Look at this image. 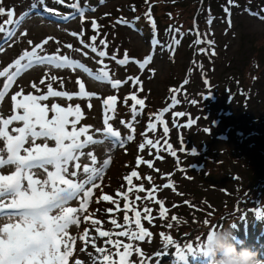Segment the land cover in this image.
I'll use <instances>...</instances> for the list:
<instances>
[{
    "label": "rangeland",
    "instance_id": "374dc122",
    "mask_svg": "<svg viewBox=\"0 0 264 264\" xmlns=\"http://www.w3.org/2000/svg\"><path fill=\"white\" fill-rule=\"evenodd\" d=\"M199 1L79 0L81 7L85 10V17L82 20L76 14V10L68 6L75 0H65L63 5L57 3V0H45V5H38L36 8L32 5L38 3V0H0V7L6 10L14 9L12 17H9L7 13L0 15V25L6 29L11 28L15 33L10 40H5L0 45L2 49L0 50V71L13 64L25 50L31 51L35 45L52 37L53 39L44 45L42 52L37 49L40 55H67L71 59L81 61L93 72L102 68L98 61L103 59L112 80L118 79L123 82L129 76L139 78L135 86L131 80H128L127 83H122L117 89H113L110 83L98 82L80 69L72 71L68 68L57 69L50 65H35L17 77L4 99L0 101V114L5 118L13 114L14 102L11 97L21 89L24 95L45 94L47 84L50 82L45 75L48 73L49 77L58 78L52 82L54 90L76 93L79 91L76 82L79 78L85 84L86 91L96 94L90 98L73 96L71 100L66 97H49L47 101L41 102L48 104L50 109L54 103L65 108L70 104L73 107L79 104L83 118L77 124V128L92 126L89 134H93L94 138L104 139L101 133L95 130L105 127L103 102L108 96H117L115 111H109L108 115L112 117L109 123L122 138L132 134L126 126L128 123H133L132 113L127 111V106L132 107L134 101L129 98L125 103L126 96L135 94L138 99L145 101L143 112L136 116L135 121L141 119V115H150L153 118L152 122H156L155 116L171 105L165 100L166 97L164 98L165 90L168 88L167 82L181 79L179 82L181 88L182 82L190 81L187 78L189 76L191 81L196 82L199 89L215 85L230 71L233 72L236 69L232 57L237 45H240V59H243L248 52L252 51L253 41L263 30L259 14L254 8L264 4V0L250 2L257 3V6L254 4L245 6L242 0H232L231 3L229 0H203V4L197 9ZM45 6L53 8L61 15H52L44 11ZM149 8H151V17L155 21V26L145 15ZM69 14H71L69 19L63 18ZM121 18L128 23H119ZM9 19L20 22L6 25L4 22ZM92 20L98 23V32L92 29ZM81 31L84 33L82 37L71 35L73 32ZM93 35H97L98 50H105L100 41L106 40L108 56L100 58L97 53H93L89 47L85 46L91 43L90 38ZM4 37V33L0 32V40ZM81 39L84 44H81ZM154 39L158 43H154ZM174 39L179 41L178 45L173 44ZM197 39L203 40L204 43H196ZM209 40L214 43L208 44ZM29 41H32V44H29ZM261 41L262 39L258 40V42ZM69 44L72 48L67 47ZM169 45L172 47L170 48ZM200 49L208 51L201 52ZM213 49L215 55H212ZM85 52L88 53L86 56ZM125 52L129 57L126 65H119L111 59L113 55L117 57V60L123 59ZM148 56H152L151 61L141 69L135 61L143 62ZM14 70L13 68L12 71ZM41 79H45L44 84H40ZM5 80L6 77H0V90ZM33 82L37 85L35 89L32 87ZM176 85L178 86V82ZM186 86V84L182 85L181 91H185ZM257 86L263 91L264 79H261ZM186 94L190 96L191 92ZM89 103L91 108L88 107ZM180 108L185 107H179L177 110L175 107L169 108L163 116L169 127L167 140L176 151L179 163L164 145L163 124L158 122L156 129L162 136L159 134L158 137L153 138V135L150 137L153 143L160 141L159 153L156 148L148 145L141 151L139 148L141 143L137 147L134 140L127 141L121 146L113 144L110 139L104 140L102 144L90 145L83 150L85 153L94 152L98 160L97 166L101 165L105 159L111 158L102 180L96 182L99 187L93 189L88 207V212L94 214L93 219L102 222L95 227H101L102 230L113 233L111 239L121 242L120 252L124 251L123 244L133 245L132 255L127 258V264H141V262L143 264H207L202 255L195 253L188 254L184 260L179 259L175 255L176 245L184 248L191 244L195 247L205 227L226 226L228 217L234 216L233 222L238 223L236 236L238 241L243 242L238 243L237 246L250 247L259 253L261 259H264V237L261 238L262 234L252 233L256 228H262V232L264 231V221H256L252 217L258 207L264 206V144H262L264 137H260L262 124L259 123L258 118L254 119L253 100L246 107L238 110L235 115L237 129L230 128L227 135L220 134L219 130L225 129L226 123L223 120L227 121L232 117L224 113L223 119L208 120V127L196 128L192 125L187 126L189 120L181 121L179 117L174 123V112L181 111L187 114L186 110H180ZM139 109L140 106L137 105V112H140ZM48 115L51 118L53 112L49 111ZM69 119L72 120L75 117H69ZM202 119L205 117L203 116ZM176 125L185 126L177 127ZM19 126H22V122H13L9 126V131ZM208 128L209 130L205 131ZM69 130H71L70 125ZM181 136L183 143H181ZM146 139L147 137L144 141ZM52 143L49 141L50 145ZM3 146V142L0 141V148ZM157 155L163 159L157 160ZM138 157L143 161H154L152 168L143 162L137 166ZM81 163H89L87 155L82 157ZM247 167L250 170H247ZM4 171L7 172L8 169ZM132 171L138 172L139 178H132V184L136 187L132 192H128L130 185L125 177ZM148 177H151V181ZM259 177L263 185L260 184L261 187L258 188L254 183H257ZM170 181L175 185L174 190L163 187ZM140 185H143V191L139 190ZM153 186L156 190L152 193V198H147ZM118 191L127 192V198L123 195L118 196ZM103 195L111 196L114 201H117L119 209L113 201L101 199L97 203V199ZM137 196L140 197L139 200ZM156 200H163L165 207L169 209L163 218L159 217L160 206ZM185 201L190 203L185 204ZM126 203L130 205V208L134 207L141 212L142 226L152 233L144 241L130 238L132 232H138V228L135 224L134 211L125 209ZM174 205L178 207H173ZM73 206H77L76 202H73ZM145 207L152 209L155 219L151 222L145 219ZM108 209L113 211L109 213ZM125 214L129 217L128 224L124 221ZM173 215L177 217V220L171 219ZM241 218L245 219L239 221ZM113 219L119 227L110 223ZM72 228L73 234H77V229L74 226ZM85 228L89 229L90 235H97L91 221L85 223L81 217L79 231L82 233ZM121 231H128L129 236L116 235ZM162 232L164 237L160 235ZM168 236L172 237L173 243H167L165 237ZM107 239L109 238L98 239L96 245L105 247L104 241ZM82 247L83 244L78 238L69 264H74L75 259L89 264L88 255L80 251ZM136 248H140L144 256H140L135 251ZM87 252L96 254L91 245ZM116 252L117 249L112 244L106 246V255ZM158 252L165 254L157 256ZM112 259L118 262L119 256L112 255Z\"/></svg>",
    "mask_w": 264,
    "mask_h": 264
},
{
    "label": "snow or ice",
    "instance_id": "6c2138e0",
    "mask_svg": "<svg viewBox=\"0 0 264 264\" xmlns=\"http://www.w3.org/2000/svg\"><path fill=\"white\" fill-rule=\"evenodd\" d=\"M232 0H229L231 3ZM57 3L63 5L65 0H57ZM38 5H45V0H38V3H33L32 7L36 8ZM76 10V14L83 20L85 17V10L81 7L79 0H75L74 3L68 5ZM44 11L52 15H61L53 8L45 6ZM94 10V9H93ZM135 9L133 8V11ZM227 11V9H226ZM7 13L9 17L14 15V9L6 10L0 7V15ZM27 15V14H25ZM155 26V21L151 17V8L145 14ZM71 14L65 15L64 19H69ZM13 19H9L4 23L6 25H14L19 23ZM119 23H128L121 18ZM230 23V21H229ZM92 29L99 30V25L95 20L91 22ZM178 31V30H177ZM0 32H3L6 40H10L15 33L11 28H5L0 25ZM27 35V33H23ZM83 31L80 33L73 32L71 35L74 37H82ZM53 39L49 37L45 39L41 44L35 45L31 51L25 50L23 54L14 61L13 64L0 71V77H6L2 90H0V101H2L8 92V90L15 83L18 76L24 71L32 68L35 65H50L57 69L68 68L72 71L77 69L82 70L91 78L96 81L108 82L113 89H117L122 83H127L128 80L132 81L133 86L139 82L138 77L129 76L127 80H112L109 72L106 70L107 65L104 64L103 59H100L98 63L102 65V68L93 72L92 69L87 67L79 60L71 59L67 55L59 54H45L40 55L37 51L44 50L49 40ZM97 35H93L90 38L91 43L85 45L89 47L93 53H97L100 58L108 56L106 51L108 45L106 40H101L100 43L105 50H98L96 47ZM81 44H84L81 39ZM32 44V41L28 42ZM154 43H158L154 39ZM196 43H204L203 40L197 39ZM208 44L214 42L209 40ZM173 44L178 45V40H173ZM68 48H72V45H67ZM171 48L172 45H169ZM2 50V49H0ZM201 52H207V49H200ZM88 53L85 52L86 56ZM212 55H215L213 49ZM112 60L116 61L119 65H126L129 62L127 52L124 53V58L117 60V57L113 55ZM152 59V56H148L143 62L135 61L141 69H143ZM15 69L12 71V69ZM46 78H49L50 82L47 84V92L45 94L33 95L23 94V90L14 94L11 99L14 102L13 114L5 118L0 114V141L3 142V147L0 148V264H69V259L73 257L75 244L77 239L81 241L83 247L81 252H85L89 257V264H127V258L132 255V244H123V252H120L121 242L119 240L113 241L111 236L113 233L110 231L102 230L101 227H95L102 222L93 219V213L88 212V207L92 199L93 189L98 188V180H102V177L110 165L111 158L105 159L99 166L98 160L94 152L85 153L83 150L90 145H97L104 143V140L110 139L113 144H119L123 146L127 141L134 139L135 128L132 123H128L126 126L131 130L132 134L122 138L121 134L114 130L113 126L109 123L112 118L108 115L109 111H115V104L117 102V96H108L104 100V119L103 123L105 127L103 129H96L95 131L101 133L104 139L94 138L93 134H89V130L92 126H82L79 129L77 124L83 118V113L80 105L77 104L73 107L71 104L65 108L59 104H52L51 109L48 104L41 103L47 101L49 97H66L71 100L73 96L81 98L92 97L96 95L86 91L85 84L79 78L77 84L79 91L76 93H68L67 91H57L53 89L52 82H55L58 78L56 76H50L46 73ZM45 79H41L40 84H44ZM188 81L185 80L184 84ZM32 87H37L36 83H32ZM60 87H63V81H60ZM141 91L142 84H141ZM171 92L176 93L179 89H170ZM22 97L21 99H17ZM131 98L134 103L132 105L133 122L137 115L143 112L145 101L138 99L135 94L130 97L126 96L124 102L127 103ZM180 101L174 95L169 107L162 109L159 114L155 116L156 122H150L147 125L148 130L155 131L157 122L163 124L164 133V145L173 157H176L177 163H179V157L176 151L173 150V146L168 142L167 137L169 134V127L167 121L163 119L164 113L169 111V108H174ZM193 104L197 103L192 101ZM140 106V112H137L136 106ZM91 108V104H88ZM49 111L53 112L51 118H49ZM185 116L184 112H174L173 121L177 117ZM69 117H75L70 120ZM13 122H22V126L13 127L9 131V126ZM194 121L189 120L187 126H191ZM124 123V121H121ZM69 125L71 130H69ZM177 127H184L185 125H176ZM208 131V129H205ZM147 135V133H145ZM83 137V139H82ZM181 143H183V137H180ZM42 141V142H38ZM52 141V145L49 144ZM151 146L156 148L157 153L160 151V141L153 143L152 139H146L139 145L141 151L145 149V146ZM194 151V150H193ZM87 155L89 163H81L82 157ZM157 160L163 159V157L157 155ZM146 163L149 168H152L154 161H143L142 158H137V166L141 163ZM8 169L7 172L4 170ZM159 171V169H157ZM171 175L170 173L168 174ZM139 178V173L132 171L130 175L126 176L130 187L128 192H132L136 187L132 184V178ZM151 181V177H148ZM165 189H175V185L170 181L163 185ZM140 191H143V185L139 187ZM156 190L153 186L149 191L147 198H152V193ZM117 195H123L127 198V192ZM113 201L116 204V208L119 209V203L114 201L111 196L103 195L97 199V203L100 200ZM140 197L137 196V200ZM73 202H76L77 206H73ZM156 203L160 206L159 217L163 218L168 213L169 209L165 207L163 200H156ZM190 202L185 201V204ZM173 207H178L174 205ZM125 209L134 211L135 224L138 228V232H132L130 238L144 241L146 237L152 235L148 229L144 228L141 224V212L134 207L130 208L129 204H125ZM109 213L113 210L108 209ZM88 213L87 215H84ZM145 219L151 222L155 219L152 215V209L144 208ZM81 217L85 223L89 220L93 225L94 231L97 235H90L89 229L85 228L81 233L79 231L81 225ZM172 220H177V217L173 215ZM125 224L129 223V217L127 214L124 216ZM111 224L117 225L116 220H111ZM75 227L77 234L70 233V228ZM172 227V225H168ZM118 236H129L128 231H121L116 233ZM164 237V233L160 234ZM109 238L104 241L105 247H98L96 241L100 238ZM168 244L173 243L171 236L165 237ZM112 244L117 252L112 255H118L119 261H114L112 255H106V246ZM91 245L95 250V255L91 252H87V249ZM167 247V245H166ZM135 251L144 256V252L140 248H136ZM194 247L189 244L184 248L176 245L175 255L181 259H186L188 254L194 253ZM165 253H156L157 256L164 255ZM74 264H84V261L75 259ZM143 264V262H141Z\"/></svg>",
    "mask_w": 264,
    "mask_h": 264
},
{
    "label": "trees",
    "instance_id": "16d2710c",
    "mask_svg": "<svg viewBox=\"0 0 264 264\" xmlns=\"http://www.w3.org/2000/svg\"><path fill=\"white\" fill-rule=\"evenodd\" d=\"M242 1L245 6H251L252 4H254V6L258 5L257 3H250L252 0ZM197 4L198 6L196 8L199 9L203 4V0H200ZM254 9L257 14H259L263 30L259 37L253 41L252 51L250 53L248 52L243 59H240V45H237L236 51L232 57V59H234L232 61L236 68L233 72L230 71L226 77L220 79L215 85L204 87L203 89H199L196 86V82L191 81L189 76L187 78L190 81L186 84L185 91H181L184 82L180 84L181 88L179 87L181 79L166 83L168 88L165 90V100L171 103L172 97L175 95L180 101V103L175 106L176 110L184 106L185 108H180V110L184 109L187 111V114L183 117H179V120H192L194 121L192 126L204 129L209 126L208 120L213 121L217 118L223 119V114L225 113L232 118L230 120L227 119V121L223 120L226 123L225 129L219 130V133L226 134L230 128L237 127L235 125V115L238 113V110L240 111L241 107H246L253 100L254 119L258 118L259 123L262 124L260 137H264V90H259L260 88L257 86L260 80L264 79V4ZM141 25L139 26L141 27ZM259 39H262V41L258 42ZM177 82L178 86L176 85ZM174 88L179 89V91L176 93L171 92L170 89ZM189 92H191L190 96L186 94ZM192 101H196L197 103L193 104ZM127 107V111L131 114L132 107ZM203 116L205 119H202ZM186 117H188V119H185ZM150 120L151 122L153 120L150 115H141V119H136V121L132 123V126L135 128L133 139L135 146L137 145L138 147V144L142 143L146 137L147 139H152L150 135H153V138L158 137L159 134L161 135V132L157 129H155V131L148 130L147 125ZM145 133H147L148 136L145 135ZM262 144H264V142H262ZM247 170L250 169L247 167ZM254 184L259 188L263 185V181L259 177L257 183ZM233 217L234 216L228 217V222H233L235 219Z\"/></svg>",
    "mask_w": 264,
    "mask_h": 264
},
{
    "label": "clouds",
    "instance_id": "9594fccd",
    "mask_svg": "<svg viewBox=\"0 0 264 264\" xmlns=\"http://www.w3.org/2000/svg\"><path fill=\"white\" fill-rule=\"evenodd\" d=\"M252 217L256 221H264V206L258 207ZM237 226V222L230 221L226 226L205 227L195 244L194 253L202 255L207 264H264V259L260 258L257 251L250 247L237 246L238 243H243L236 236Z\"/></svg>",
    "mask_w": 264,
    "mask_h": 264
},
{
    "label": "bare ground",
    "instance_id": "6f19581e",
    "mask_svg": "<svg viewBox=\"0 0 264 264\" xmlns=\"http://www.w3.org/2000/svg\"><path fill=\"white\" fill-rule=\"evenodd\" d=\"M4 82H5V81H4ZM261 229H262V228H256V230H255V231H252V233H255V234H256V233L262 234V235H261V238H263V237H264V233H263L264 231L262 232L263 229H262V230H261ZM69 231H70V233L73 234V228H70ZM252 233H251V234H252Z\"/></svg>",
    "mask_w": 264,
    "mask_h": 264
},
{
    "label": "water",
    "instance_id": "95a60500",
    "mask_svg": "<svg viewBox=\"0 0 264 264\" xmlns=\"http://www.w3.org/2000/svg\"><path fill=\"white\" fill-rule=\"evenodd\" d=\"M6 40V38L4 37V38H2L1 40H0V45L4 42Z\"/></svg>",
    "mask_w": 264,
    "mask_h": 264
}]
</instances>
